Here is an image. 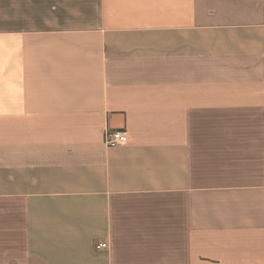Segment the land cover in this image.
<instances>
[{"label": "crops", "instance_id": "0c3cea01", "mask_svg": "<svg viewBox=\"0 0 264 264\" xmlns=\"http://www.w3.org/2000/svg\"><path fill=\"white\" fill-rule=\"evenodd\" d=\"M0 264H264V0H0Z\"/></svg>", "mask_w": 264, "mask_h": 264}, {"label": "built area", "instance_id": "2783aa9c", "mask_svg": "<svg viewBox=\"0 0 264 264\" xmlns=\"http://www.w3.org/2000/svg\"><path fill=\"white\" fill-rule=\"evenodd\" d=\"M104 143L108 148H116L128 143V134L123 130L107 131L104 136ZM107 247L106 243H99L96 248Z\"/></svg>", "mask_w": 264, "mask_h": 264}]
</instances>
